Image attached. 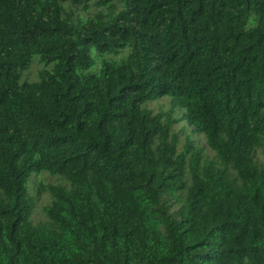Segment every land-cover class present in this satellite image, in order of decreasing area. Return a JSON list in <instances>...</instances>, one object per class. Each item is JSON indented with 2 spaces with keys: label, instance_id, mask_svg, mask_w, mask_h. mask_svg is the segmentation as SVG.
I'll return each instance as SVG.
<instances>
[{
  "label": "trees",
  "instance_id": "16d2710c",
  "mask_svg": "<svg viewBox=\"0 0 264 264\" xmlns=\"http://www.w3.org/2000/svg\"><path fill=\"white\" fill-rule=\"evenodd\" d=\"M258 151L264 0H0V264H264Z\"/></svg>",
  "mask_w": 264,
  "mask_h": 264
},
{
  "label": "rangeland",
  "instance_id": "374dc122",
  "mask_svg": "<svg viewBox=\"0 0 264 264\" xmlns=\"http://www.w3.org/2000/svg\"><path fill=\"white\" fill-rule=\"evenodd\" d=\"M123 54L124 53H122L121 55H123ZM38 58L39 57L34 58L33 66L31 67L29 72L26 71L24 73L22 81H24V77L28 81L38 80L39 71L41 69H43V67H44L43 64H41L38 61L39 60ZM115 58H118V56H115ZM36 61H38V62H36ZM97 66H99V63L97 64ZM148 107L151 108L152 110H154L155 112H158L160 110H164L165 112H167L171 107L170 99L164 98V99H161L160 101L152 102V103L148 104ZM175 130L178 132H190L189 126L187 125L186 122H182L180 124H177L175 127ZM258 159L264 163V155L261 151H258ZM34 175H36V174H34ZM40 181H43L45 184H49V183L55 182L56 179L51 177L50 175H48L46 173L39 175V176H33L31 179V184H30V187L33 191L36 190L35 187H37V184ZM49 203H50V196L47 193L42 194V198H41L40 202L38 203V206H37L36 211H35L34 216H33L34 221H40V220H43L45 218V214H44L43 209Z\"/></svg>",
  "mask_w": 264,
  "mask_h": 264
}]
</instances>
